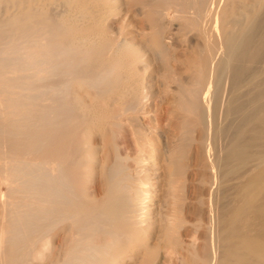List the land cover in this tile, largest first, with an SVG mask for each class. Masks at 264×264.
<instances>
[{
	"label": "bare ground",
	"instance_id": "bare-ground-1",
	"mask_svg": "<svg viewBox=\"0 0 264 264\" xmlns=\"http://www.w3.org/2000/svg\"><path fill=\"white\" fill-rule=\"evenodd\" d=\"M132 263L264 264V0H0V264Z\"/></svg>",
	"mask_w": 264,
	"mask_h": 264
},
{
	"label": "rangeland",
	"instance_id": "rangeland-1",
	"mask_svg": "<svg viewBox=\"0 0 264 264\" xmlns=\"http://www.w3.org/2000/svg\"><path fill=\"white\" fill-rule=\"evenodd\" d=\"M135 9H136V5H129V7H128V5L124 6L122 13H120L119 16H117L116 18L111 19L109 21L110 27L113 28V30H115V31L119 28L123 29L124 31H129L131 29L130 31L133 34H136L137 35L136 38L139 39L140 35L138 36L137 32H142L145 30L147 31L148 27L144 21L145 19L142 16V14L139 15V13H137V11ZM126 10H128V14L126 15V18L121 19L124 17ZM134 10H135V12H134ZM118 19H119V21H118ZM113 20H114V22H113ZM116 20H117V22H116ZM128 24H129V26H128ZM143 28H144V30H143ZM139 40L142 43L146 44L147 39L145 37H141ZM188 50H189V48L186 49L184 47V45L176 46V50H173L172 48H170L167 50L166 62H164L162 60H157L154 63L155 68L153 67L154 69H151L150 72H152V74H153L152 75L153 82L157 88H159V87L161 88L163 86V84L165 83V80H170V78H171L170 74H172V68L171 67L175 66L176 64H178V66H180L181 72L183 74H185L186 65L189 63V58H187ZM165 64H167V68H165ZM158 132H160V131H158ZM193 134H194V136H196V132H194ZM190 149H191L190 152L192 154L194 149H195L194 142L192 143ZM190 162H192V160H190ZM186 175H187L186 181H188L190 179V170H187ZM186 186H187L186 188L188 189L189 188V181L186 182Z\"/></svg>",
	"mask_w": 264,
	"mask_h": 264
}]
</instances>
